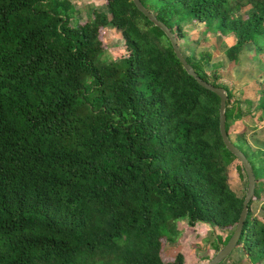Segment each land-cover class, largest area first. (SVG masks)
I'll use <instances>...</instances> for the list:
<instances>
[{
    "label": "trees",
    "instance_id": "1",
    "mask_svg": "<svg viewBox=\"0 0 264 264\" xmlns=\"http://www.w3.org/2000/svg\"><path fill=\"white\" fill-rule=\"evenodd\" d=\"M73 2L0 0V264H188L167 251L180 242L182 219L230 232L218 252L247 193L230 182L233 162L245 170L223 141L220 97L188 73L133 0H104L86 20ZM141 2L196 73L228 94V134L256 176L236 249L246 264L264 263V218L254 210L264 202V148L230 133L255 111L264 121V79L254 101L235 100L186 30L203 24L200 45L233 39L228 60L239 65L249 51L263 71L264 0ZM108 28L124 39L125 73L103 59Z\"/></svg>",
    "mask_w": 264,
    "mask_h": 264
},
{
    "label": "rangeland",
    "instance_id": "2",
    "mask_svg": "<svg viewBox=\"0 0 264 264\" xmlns=\"http://www.w3.org/2000/svg\"><path fill=\"white\" fill-rule=\"evenodd\" d=\"M77 3L80 9V15L82 20L87 19V14H90L94 7L104 2V0H71ZM73 2V3H74ZM250 8L245 9L241 16L244 18L247 11ZM186 30L191 34V46L196 49V52L209 51L212 54V64L215 65V70L219 76V82L227 86L233 93L235 100L256 99L257 90L260 88L264 75L262 74L260 67H256V62L250 61L249 55L251 52L245 51L242 57V63L236 65L226 57L225 49L226 45L229 46L231 40L219 39L217 37L209 39L205 44H196L194 39L199 36V31L203 27V24H193L191 21L186 24ZM106 42L110 45L109 50L103 56L106 63L110 65H119L122 72H126L125 57L128 55V50L124 45V39L120 33L115 29L108 28L105 35ZM228 39V38H226ZM183 41L182 43H185ZM190 42V40H189ZM185 45V44H184ZM185 47V46H184ZM188 56L192 55V51L185 49ZM211 67L207 68V72L210 73ZM122 74L124 77L125 74ZM254 101V100H253ZM259 112H254L250 117H246L243 120H237L232 123L230 127V133L234 140L237 139L239 133H246V138H249L252 148L258 147L264 148V121L258 122L256 119L259 116ZM257 125V130L251 126ZM239 161H235L230 166V182L233 189L243 194L248 188V178L244 171L238 168ZM264 202L258 201L254 204L255 214L264 218V212L261 205ZM179 227L181 228L180 242L178 246H170L167 251L169 254H177V251L183 252L187 256L188 264H210V261L216 256L217 248L215 247L217 239L224 242L227 239L228 233L218 231L215 227L210 225L199 223L196 228H190L189 220L182 219L179 221ZM178 248V249H177ZM247 259L243 254V250L236 249L231 256L222 264H246ZM264 264V263H260Z\"/></svg>",
    "mask_w": 264,
    "mask_h": 264
},
{
    "label": "water",
    "instance_id": "3",
    "mask_svg": "<svg viewBox=\"0 0 264 264\" xmlns=\"http://www.w3.org/2000/svg\"><path fill=\"white\" fill-rule=\"evenodd\" d=\"M135 6L137 9L142 12L156 27L160 28L168 37L170 40L174 52H176L178 58L180 59L181 63L184 65L185 69L188 71V73L193 76L195 79H197V82L203 86L204 88L214 92L220 97L221 100V105H220V132L223 138V141L227 148L235 155L237 158L241 161L245 173L247 174L248 178V188H247V193L245 196V200L243 203V209L241 212L240 220L238 223V226L232 235L231 239L229 242L221 247L216 254V256L210 261V264H222L225 260L231 256V254L236 250L239 241L241 239L244 225L248 216L249 212V203L252 200V197L255 193V188H256V176L254 173L253 166L249 160V158L246 156V154L238 147L236 146L227 131L226 128V122H227V116H226V104L228 101V94L227 92L220 87H215L211 85L210 83L204 81L197 73L195 68L189 63L187 60L186 56L183 53V50L179 44V41L172 33L170 28L160 21L152 12H150L141 2V0H133Z\"/></svg>",
    "mask_w": 264,
    "mask_h": 264
},
{
    "label": "crops",
    "instance_id": "4",
    "mask_svg": "<svg viewBox=\"0 0 264 264\" xmlns=\"http://www.w3.org/2000/svg\"><path fill=\"white\" fill-rule=\"evenodd\" d=\"M225 40H231V41H233V39H231V38L230 39H225ZM250 100H255V99H253V97H252V99H250Z\"/></svg>",
    "mask_w": 264,
    "mask_h": 264
}]
</instances>
